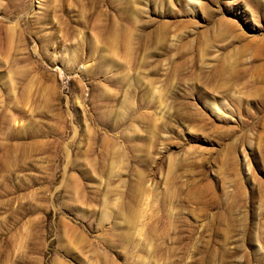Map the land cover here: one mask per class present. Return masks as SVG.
Wrapping results in <instances>:
<instances>
[{"label":"rangeland","instance_id":"obj_1","mask_svg":"<svg viewBox=\"0 0 264 264\" xmlns=\"http://www.w3.org/2000/svg\"><path fill=\"white\" fill-rule=\"evenodd\" d=\"M0 264H264V0H0Z\"/></svg>","mask_w":264,"mask_h":264}]
</instances>
